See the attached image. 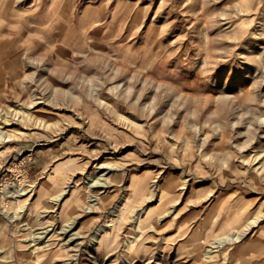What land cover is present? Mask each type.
I'll use <instances>...</instances> for the list:
<instances>
[{
	"label": "rangeland",
	"instance_id": "obj_1",
	"mask_svg": "<svg viewBox=\"0 0 264 264\" xmlns=\"http://www.w3.org/2000/svg\"><path fill=\"white\" fill-rule=\"evenodd\" d=\"M0 26V107L46 98L0 143V264H264V86L216 101L264 79V0H0Z\"/></svg>",
	"mask_w": 264,
	"mask_h": 264
},
{
	"label": "bare ground",
	"instance_id": "obj_2",
	"mask_svg": "<svg viewBox=\"0 0 264 264\" xmlns=\"http://www.w3.org/2000/svg\"><path fill=\"white\" fill-rule=\"evenodd\" d=\"M14 14V13H12ZM5 22L6 21H10L9 19H7L5 17ZM2 25V24H1ZM10 25V24H9ZM5 26H0V30L3 31L5 30ZM254 34V33H253ZM14 36V35H13ZM11 38V37H10ZM17 39H21V37L19 36H16ZM11 42H16L15 40L13 41V39H11ZM21 48V47H20ZM23 49V48H22ZM29 50V49H28ZM22 54V53H21ZM21 59V57H20ZM212 63V61H211ZM215 63V62H214ZM245 63V62H244ZM28 65L32 66L34 65L33 62H28L27 63ZM247 69H249V67H254L251 63L249 65H247ZM215 68V67H214ZM262 71L261 68L259 66H256L255 68V74L258 73V75L255 77H252V83L250 85H244V86H239L238 89H237V93L234 94V93H226L224 95H221V96H217L216 97V101H221V100H225V101H229L231 102L232 105H236L237 103V110L239 111L240 110V105L243 104L245 106L248 105V108L250 107L251 103L256 101V98H258V96H260V91H261V88L262 86H264V79L262 78L263 74H262ZM42 81V80H41ZM215 82V80H214ZM122 83V82H121ZM43 94L38 92H36V89H34L33 93H32V96L29 100V103L26 104V107L23 103H20L18 105V108H4V107H0V143H3V144H6L8 143L9 141L13 140L14 139V136L15 134L13 133L12 135L10 134V129L9 128H6V125H10V124H18V122L22 119H24L23 121L25 122H31L34 120V117L32 115V111L30 112H26L25 108H28L29 110L31 108H33L34 106H36L37 104H41L40 102H43L45 103L46 101V98L42 96ZM38 99H43V101L41 100H38ZM42 103V104H43ZM253 104V103H252ZM215 108V107H214ZM34 109V108H33ZM250 111V110H248ZM37 121V120H35ZM238 121H239V117H238ZM237 121V122H238ZM21 123V122H20ZM256 123H261V125H263L264 123V117L260 118V119H257L256 120ZM1 124H3L1 126ZM52 124V123H51ZM23 133V132H21ZM260 152H258L256 154V158H258L261 154H259ZM255 158V159H256ZM103 166L105 165H100L98 166V168H102ZM105 173H101L100 176H93L92 174H88L86 176L87 178V184H88V187L90 188V193H89V199L88 201L90 202V207L88 208V210H91L92 206L98 201V193H96L95 191H93V189L97 186H107V179H103L102 176H104ZM19 182V181H18ZM70 183L71 182H68V184L66 185V188L60 192H58L54 197H53V200L58 204L61 202V199L65 196V194L67 193V191L69 190L70 188ZM12 186L10 189H8L6 192L12 197L14 198L18 203L21 202V198L19 197H22L24 196L25 194H27V192H29L28 190L26 189H23L22 185L20 183H17L16 184H13V185H10ZM19 187L21 189H23L22 191H19ZM157 188V185L154 186V189ZM152 196H155L154 194ZM31 195L28 196V200L30 199ZM53 201V202H54ZM118 208V206H117ZM5 212L7 214H9V210L7 209H4ZM116 212V209L112 210V212L108 215V221H111L112 218L114 217V214ZM141 212L139 211V214ZM9 216V215H8ZM18 218V215L16 214H12L10 215V220H16ZM119 218L121 219L122 217L119 216ZM138 223H139V220H138ZM66 225V224H65ZM73 225H74V221H70L68 223V227L66 228L67 232L69 229L73 230ZM107 225L106 224H103L101 225L98 230H97V233L99 232V234L105 229ZM70 230V231H71ZM46 233L47 230L46 229H43L40 231V233ZM38 234H34L30 237H32V241L31 243H33L32 245L33 246H41L40 245V242H42V238L41 237H44V235L42 234H39V232L37 231ZM244 232L242 231H239V232H236L235 234H232V235H229L228 238L230 239H237L239 238ZM32 234V233H31ZM78 234V235H77ZM98 234V235H99ZM77 236H81V234L78 232V231H75L72 233V238H77ZM70 238V237H69ZM97 238V236H96ZM30 240V239H28ZM98 240V239H97ZM222 241V240H221ZM224 242V241H223ZM219 245H223V243L220 242ZM37 246V247H38ZM39 248V247H38Z\"/></svg>",
	"mask_w": 264,
	"mask_h": 264
},
{
	"label": "crops",
	"instance_id": "obj_3",
	"mask_svg": "<svg viewBox=\"0 0 264 264\" xmlns=\"http://www.w3.org/2000/svg\"><path fill=\"white\" fill-rule=\"evenodd\" d=\"M89 9H90V6H89Z\"/></svg>",
	"mask_w": 264,
	"mask_h": 264
}]
</instances>
